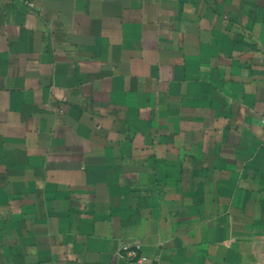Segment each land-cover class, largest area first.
Instances as JSON below:
<instances>
[{
	"label": "crops",
	"instance_id": "1",
	"mask_svg": "<svg viewBox=\"0 0 264 264\" xmlns=\"http://www.w3.org/2000/svg\"><path fill=\"white\" fill-rule=\"evenodd\" d=\"M0 264H264V0H0Z\"/></svg>",
	"mask_w": 264,
	"mask_h": 264
},
{
	"label": "built area",
	"instance_id": "2",
	"mask_svg": "<svg viewBox=\"0 0 264 264\" xmlns=\"http://www.w3.org/2000/svg\"><path fill=\"white\" fill-rule=\"evenodd\" d=\"M134 248H135V249H130V247H129L128 244H123V245L121 246L120 249H121L123 252H126L128 256H129V255L132 256V255H134V254L136 253V250H137V248H138V245H135Z\"/></svg>",
	"mask_w": 264,
	"mask_h": 264
}]
</instances>
